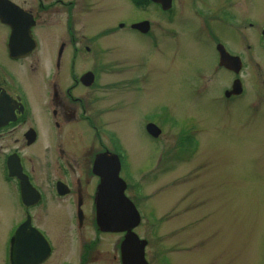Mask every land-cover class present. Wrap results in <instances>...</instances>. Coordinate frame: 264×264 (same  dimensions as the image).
Here are the masks:
<instances>
[{
  "label": "rangeland",
  "instance_id": "374dc122",
  "mask_svg": "<svg viewBox=\"0 0 264 264\" xmlns=\"http://www.w3.org/2000/svg\"><path fill=\"white\" fill-rule=\"evenodd\" d=\"M239 1L246 0H201L210 10H236ZM96 3L97 9L84 14L93 28L83 32V41L99 43L111 68L103 70V81L117 82L105 90L111 113L104 115L122 152L127 196L138 203L143 216L160 221L158 232L170 264H264V84L256 95L227 108L221 89L228 74L212 68L210 47L195 40L198 21L190 17L189 0H178L172 22L161 20L153 4L137 10L130 0ZM249 6L254 7L252 14L264 12V0ZM142 17L151 22L150 37L132 29L101 28L110 22L115 26L119 18L129 22ZM95 27L100 29L92 30ZM225 36L235 50L239 38L232 31ZM244 74L248 91L259 86L264 82V58L261 68L247 63ZM251 99L253 105H247ZM144 120L163 127L158 141L145 133ZM181 131L189 133L196 148L184 157L177 155ZM84 132L89 137L87 128ZM72 144L82 151L85 141ZM47 146L42 144L41 158ZM34 149L39 151L37 145ZM72 156L71 178L88 188L93 179L85 175L84 159ZM38 166L39 177H47L44 158ZM85 234L89 241L92 235ZM115 239L96 240L87 264H114Z\"/></svg>",
  "mask_w": 264,
  "mask_h": 264
},
{
  "label": "flooded vegetation",
  "instance_id": "af4514ba",
  "mask_svg": "<svg viewBox=\"0 0 264 264\" xmlns=\"http://www.w3.org/2000/svg\"><path fill=\"white\" fill-rule=\"evenodd\" d=\"M130 1L137 10L155 5L163 21L172 22L175 18L178 0H171L168 9L150 0ZM96 2L0 0V264H87V255L103 236H116L112 243L116 255L112 257L114 264H123L120 245L125 233L102 231L96 224L99 177L93 172V163L103 152L119 155L117 138L104 115L111 113L105 90L117 82L103 81V70L111 68L101 56L99 43L89 45L83 41V32L93 28L84 14L97 9ZM189 2L190 17L198 21L199 34L194 38L210 47L215 61L212 68L228 74L221 96L225 105H230L227 108H233L238 101L256 95L264 84L259 82V86L248 91L245 74L243 77L247 63L261 68L264 12L251 13L254 7L250 3L258 0L239 1L238 8H232L234 11L223 7L210 10L201 0ZM255 9L260 10L259 6ZM145 20L149 21L146 33L133 27ZM110 23L101 28L132 29L142 37H150L152 32L147 17L129 22L119 18L115 26ZM97 29L100 28L92 30ZM230 31L239 38L235 39V50L224 39ZM223 50L239 57L238 72L219 62ZM246 104L253 105V99ZM149 121L144 120L142 126L151 137L145 130ZM86 128L89 137L85 135ZM159 136L151 138L158 141ZM77 139L85 141L82 151L73 149L72 142ZM42 144L48 145L47 155L43 156L45 178L39 177L37 170L39 160L43 159ZM35 145L39 151L34 149ZM72 155L84 159L85 175L93 179L88 188L83 187L79 178H71V161H75ZM120 161L123 175L125 165L121 156ZM24 176L31 187L23 186ZM140 214L133 231L145 242L146 261L170 264L169 257L165 258V244L158 237L151 238L147 217ZM85 233L92 235L89 241Z\"/></svg>",
  "mask_w": 264,
  "mask_h": 264
},
{
  "label": "water",
  "instance_id": "95a60500",
  "mask_svg": "<svg viewBox=\"0 0 264 264\" xmlns=\"http://www.w3.org/2000/svg\"><path fill=\"white\" fill-rule=\"evenodd\" d=\"M153 1L160 2L163 6L169 2V0ZM134 27L146 31L148 24L141 22ZM13 47L11 46V49ZM235 59L223 52L220 62L226 68L237 71L238 64ZM87 78L85 76V80ZM146 128L152 136H157L159 133V129L153 124H148ZM93 172L100 177L95 194L98 228L102 231H125L120 245L123 264H147L143 258L145 242L139 240L132 231L139 222V214L133 203L124 195L126 184L119 177L117 158L106 152L98 154L93 163Z\"/></svg>",
  "mask_w": 264,
  "mask_h": 264
}]
</instances>
